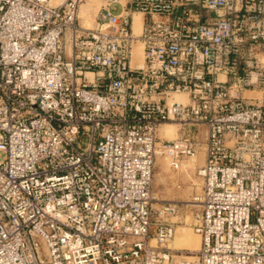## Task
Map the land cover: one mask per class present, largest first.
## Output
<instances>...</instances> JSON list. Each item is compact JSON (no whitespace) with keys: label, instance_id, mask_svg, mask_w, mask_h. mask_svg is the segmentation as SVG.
Listing matches in <instances>:
<instances>
[{"label":"built area","instance_id":"obj_1","mask_svg":"<svg viewBox=\"0 0 264 264\" xmlns=\"http://www.w3.org/2000/svg\"><path fill=\"white\" fill-rule=\"evenodd\" d=\"M88 1L0 0V264H264V0ZM201 148L173 261L155 158Z\"/></svg>","mask_w":264,"mask_h":264},{"label":"rangeland","instance_id":"obj_2","mask_svg":"<svg viewBox=\"0 0 264 264\" xmlns=\"http://www.w3.org/2000/svg\"><path fill=\"white\" fill-rule=\"evenodd\" d=\"M90 2L94 4L95 1ZM135 15L141 17L140 14ZM201 159L200 151L194 157H181L176 161L178 167L175 168L172 157L168 153L156 154L152 179L153 193L159 201L177 204L176 213L162 217L176 227L174 237L167 242L173 261L191 259L196 255L199 247L200 236L194 231L192 224L199 209L195 197L201 192V180L197 175V167L203 163ZM185 231H188L190 235L183 237ZM179 236L185 239L182 238L178 241L179 245L173 248L174 240ZM197 239L198 244L195 241Z\"/></svg>","mask_w":264,"mask_h":264},{"label":"bare ground","instance_id":"obj_3","mask_svg":"<svg viewBox=\"0 0 264 264\" xmlns=\"http://www.w3.org/2000/svg\"><path fill=\"white\" fill-rule=\"evenodd\" d=\"M95 1V0H94ZM99 6V2L98 1H95L94 4L90 1L88 2H85L83 3L81 6H80V12H79V15L80 17L82 18V22L86 25V26H92L93 25V21H94V15H95V12L97 10ZM140 26H141V20H140V17L138 15H134L133 17V28L136 32H139L140 31ZM136 49H137V55L140 56L141 55V48H140V45L138 44L136 46ZM176 98L178 100H184L185 99V96L184 95H176ZM175 125L173 123H165L163 124L161 127H160V136H166L168 138H174L175 135H176V126L174 127ZM200 153H201V161L204 162V149L201 148L200 150ZM198 151V152H199ZM178 167V164L175 165V168ZM181 227V226H179ZM176 232V231H175ZM187 235H190V233H188V231H185L183 233V237H186ZM177 237L175 238V242L173 243L172 247H177L176 245H179L178 244V241H180L183 237ZM185 239V238H183ZM200 239V238H199ZM196 243L198 244L199 240H195ZM201 242V240H200ZM199 247H200V243H199ZM198 247V249H199Z\"/></svg>","mask_w":264,"mask_h":264},{"label":"crops","instance_id":"obj_4","mask_svg":"<svg viewBox=\"0 0 264 264\" xmlns=\"http://www.w3.org/2000/svg\"><path fill=\"white\" fill-rule=\"evenodd\" d=\"M160 135H162V134H160Z\"/></svg>","mask_w":264,"mask_h":264}]
</instances>
